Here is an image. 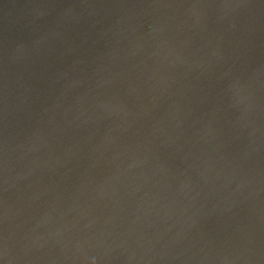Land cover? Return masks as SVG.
<instances>
[{
  "label": "water",
  "instance_id": "1",
  "mask_svg": "<svg viewBox=\"0 0 264 264\" xmlns=\"http://www.w3.org/2000/svg\"><path fill=\"white\" fill-rule=\"evenodd\" d=\"M0 264H264V0H0Z\"/></svg>",
  "mask_w": 264,
  "mask_h": 264
}]
</instances>
